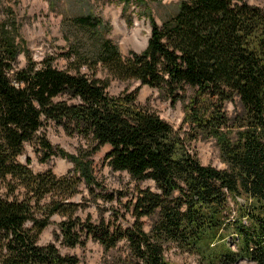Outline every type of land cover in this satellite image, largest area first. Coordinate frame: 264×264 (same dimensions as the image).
<instances>
[{"label": "trees", "instance_id": "16d2710c", "mask_svg": "<svg viewBox=\"0 0 264 264\" xmlns=\"http://www.w3.org/2000/svg\"><path fill=\"white\" fill-rule=\"evenodd\" d=\"M149 19L143 51L125 58L106 39L93 62L68 68L50 56L33 60L16 25L0 19V264H80L56 241L40 243L55 214L63 217L56 240L70 247L93 240L107 250L124 243L122 264H173V247L197 264L244 257L264 264V7L182 0L162 26L151 12ZM23 51L28 62L19 67ZM99 62L119 80L181 100V126L140 103L137 88L113 95L109 79L81 71ZM51 122L79 136L76 153L51 142L44 132ZM198 138L214 139L224 168L198 159L191 144ZM32 142L43 161L65 157L74 168L33 170L18 158ZM107 144L113 169L136 181L128 190H107L96 175L94 156ZM83 185L95 202L102 198L96 217L83 216L87 202L74 200Z\"/></svg>", "mask_w": 264, "mask_h": 264}, {"label": "rangeland", "instance_id": "374dc122", "mask_svg": "<svg viewBox=\"0 0 264 264\" xmlns=\"http://www.w3.org/2000/svg\"><path fill=\"white\" fill-rule=\"evenodd\" d=\"M182 0H0V19L16 25L21 33L23 41L20 45L29 51L33 60L42 62L46 56L53 57L54 65L58 68L73 67L82 60L93 62L95 57L104 47V41L109 39L120 49L122 57H128L130 53L141 52L148 46L152 26L149 13L151 12L162 26L164 21L171 19L178 13ZM250 4L264 7V0H247ZM92 17L88 22L82 19ZM95 18L101 20L95 23ZM26 52L18 57L17 65L23 67L27 64ZM74 64V65H73ZM96 71L99 77L110 80L109 92L118 95L124 90L138 89L137 100L140 103L153 108L162 118L171 122L175 128H179L183 121V103L180 100L174 103L156 87L141 85L137 79H117L103 65L96 64L95 68L88 65L81 67V71L92 73ZM233 105L228 104L231 111ZM54 145L66 148L76 153L80 145L79 136H73L65 132L64 128L51 122L44 129ZM192 149L198 159L205 165H214L224 168L225 164L219 157V148L214 139H196L192 143ZM112 147L107 144L94 156L96 175L106 186L107 190L125 191L130 189L136 181L127 171L113 169L107 158V153ZM42 152L35 142L27 143L24 152L19 155V160L29 163L30 167L39 172L52 168L57 175H63L74 168L75 164L65 157L52 156L47 161L41 159ZM143 185H153L150 180ZM76 202L86 201L88 206L81 214L86 216L91 212L94 217L98 215V204H102V198L98 203L93 200L85 185L74 197ZM150 223V220L144 218ZM63 217L55 214L51 217L50 225L40 235V243L47 244L56 241L61 252L77 255L80 264H122L121 256L128 254V248L120 243L110 250L98 241L89 240L86 245L70 247L64 245L62 240H56L55 235L60 232L59 222ZM228 245L235 248L232 237H228ZM168 258L173 264H197L196 256L183 253L176 247L170 248ZM233 264H255L247 258H240Z\"/></svg>", "mask_w": 264, "mask_h": 264}]
</instances>
